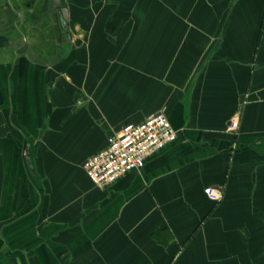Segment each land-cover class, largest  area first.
Here are the masks:
<instances>
[{
	"label": "crops",
	"instance_id": "0c3cea01",
	"mask_svg": "<svg viewBox=\"0 0 264 264\" xmlns=\"http://www.w3.org/2000/svg\"><path fill=\"white\" fill-rule=\"evenodd\" d=\"M63 2L0 0V264H264V0ZM159 111L178 140L96 187Z\"/></svg>",
	"mask_w": 264,
	"mask_h": 264
},
{
	"label": "built area",
	"instance_id": "2783aa9c",
	"mask_svg": "<svg viewBox=\"0 0 264 264\" xmlns=\"http://www.w3.org/2000/svg\"><path fill=\"white\" fill-rule=\"evenodd\" d=\"M238 124L231 122L230 128ZM179 132L167 115L159 111L139 124L126 125L119 133L108 138L107 147L88 158L83 168L96 187L105 188L114 184L127 173L142 169L147 160L168 145L176 142ZM213 202H220L221 192L206 189Z\"/></svg>",
	"mask_w": 264,
	"mask_h": 264
},
{
	"label": "water",
	"instance_id": "95a60500",
	"mask_svg": "<svg viewBox=\"0 0 264 264\" xmlns=\"http://www.w3.org/2000/svg\"><path fill=\"white\" fill-rule=\"evenodd\" d=\"M56 1V6H55V10L57 11L59 9V15H60V27L61 29L66 33L68 30V13H67V9L65 7H62V0H55ZM51 6L53 7V2L51 4ZM27 162L30 166L31 169H33L32 167V163L30 160V155H29V149L27 148Z\"/></svg>",
	"mask_w": 264,
	"mask_h": 264
},
{
	"label": "flooded vegetation",
	"instance_id": "af4514ba",
	"mask_svg": "<svg viewBox=\"0 0 264 264\" xmlns=\"http://www.w3.org/2000/svg\"><path fill=\"white\" fill-rule=\"evenodd\" d=\"M44 2L47 3V5L49 6L48 10H47V16H48V19L50 18H53V17H56L58 19V21L60 22V15H59V9L56 11L55 9V6H56V1L55 0H43V4ZM53 2V7L51 6ZM62 7H64V2L62 0ZM55 8V9H54Z\"/></svg>",
	"mask_w": 264,
	"mask_h": 264
},
{
	"label": "rangeland",
	"instance_id": "374dc122",
	"mask_svg": "<svg viewBox=\"0 0 264 264\" xmlns=\"http://www.w3.org/2000/svg\"><path fill=\"white\" fill-rule=\"evenodd\" d=\"M32 3V2H31ZM48 8H49V6L47 5V3L46 2H44V4H43V0H42V15L43 16H47L46 14H47V10H48Z\"/></svg>",
	"mask_w": 264,
	"mask_h": 264
},
{
	"label": "trees",
	"instance_id": "16d2710c",
	"mask_svg": "<svg viewBox=\"0 0 264 264\" xmlns=\"http://www.w3.org/2000/svg\"><path fill=\"white\" fill-rule=\"evenodd\" d=\"M215 203H217V202H215Z\"/></svg>",
	"mask_w": 264,
	"mask_h": 264
}]
</instances>
